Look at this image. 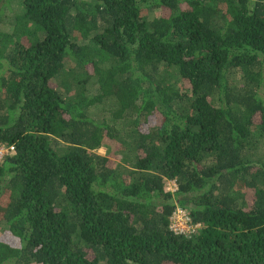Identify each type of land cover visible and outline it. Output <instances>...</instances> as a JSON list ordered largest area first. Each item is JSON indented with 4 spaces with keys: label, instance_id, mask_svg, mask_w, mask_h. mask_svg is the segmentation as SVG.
I'll return each mask as SVG.
<instances>
[{
    "label": "trees",
    "instance_id": "1",
    "mask_svg": "<svg viewBox=\"0 0 264 264\" xmlns=\"http://www.w3.org/2000/svg\"><path fill=\"white\" fill-rule=\"evenodd\" d=\"M7 2L0 264H264V0Z\"/></svg>",
    "mask_w": 264,
    "mask_h": 264
},
{
    "label": "built area",
    "instance_id": "2",
    "mask_svg": "<svg viewBox=\"0 0 264 264\" xmlns=\"http://www.w3.org/2000/svg\"><path fill=\"white\" fill-rule=\"evenodd\" d=\"M6 154H7L6 150L0 146V160ZM170 187L171 189H168V190L172 192L176 190L174 182L171 183ZM200 227L201 226L199 224L191 223V219L187 211L180 209V208H176L174 212L172 213L170 229L174 233L178 235H182L186 238H191V236H193L194 234L198 232Z\"/></svg>",
    "mask_w": 264,
    "mask_h": 264
},
{
    "label": "rangeland",
    "instance_id": "3",
    "mask_svg": "<svg viewBox=\"0 0 264 264\" xmlns=\"http://www.w3.org/2000/svg\"><path fill=\"white\" fill-rule=\"evenodd\" d=\"M5 5V4H3ZM21 14V11H20V6L18 5L17 2H11V3H8L2 7L1 9V13H0V19H1V26H2V29H1V32L2 33H11V28H12V25L15 23V20L16 18ZM159 12L158 11H155L154 12V15H158ZM98 154L100 155H106V150L105 148L103 149H100L97 151ZM2 230V228L0 227V231ZM2 236V235H1Z\"/></svg>",
    "mask_w": 264,
    "mask_h": 264
},
{
    "label": "clouds",
    "instance_id": "4",
    "mask_svg": "<svg viewBox=\"0 0 264 264\" xmlns=\"http://www.w3.org/2000/svg\"><path fill=\"white\" fill-rule=\"evenodd\" d=\"M168 189H171V187H168Z\"/></svg>",
    "mask_w": 264,
    "mask_h": 264
}]
</instances>
